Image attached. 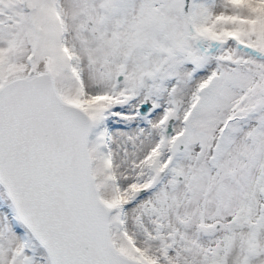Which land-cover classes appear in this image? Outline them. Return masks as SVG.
<instances>
[{"label": "snow or ice", "instance_id": "6c2138e0", "mask_svg": "<svg viewBox=\"0 0 264 264\" xmlns=\"http://www.w3.org/2000/svg\"><path fill=\"white\" fill-rule=\"evenodd\" d=\"M0 264H264V0H0Z\"/></svg>", "mask_w": 264, "mask_h": 264}]
</instances>
